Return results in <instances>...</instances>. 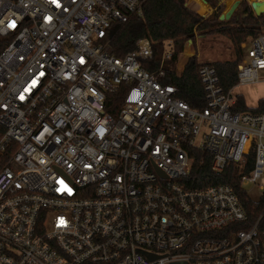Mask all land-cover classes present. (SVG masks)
<instances>
[{"label":"built area","instance_id":"built-area-1","mask_svg":"<svg viewBox=\"0 0 264 264\" xmlns=\"http://www.w3.org/2000/svg\"><path fill=\"white\" fill-rule=\"evenodd\" d=\"M144 2L0 0V264H264V214L250 222L228 184L186 181L202 152L262 200L264 114L234 111L210 64L193 107L143 66L147 37L116 56L115 27ZM250 41L237 86L264 70V31Z\"/></svg>","mask_w":264,"mask_h":264},{"label":"trees","instance_id":"trees-1","mask_svg":"<svg viewBox=\"0 0 264 264\" xmlns=\"http://www.w3.org/2000/svg\"><path fill=\"white\" fill-rule=\"evenodd\" d=\"M214 12L208 16L200 14L188 4V0H145L143 10L128 13L125 22L115 27L110 37V45L116 56L123 57L136 48L137 41L147 37L153 45V56L143 61V66L154 75L160 76L164 85L178 88V96L195 108H205L207 102L199 70L204 64L217 69L220 83L225 92L235 88L238 82V62L235 60H217L201 62L195 55L189 56L179 67L180 56L187 46H193L198 40L207 37L224 36L232 44L235 52L241 51L242 43L258 37L264 31V14H256L248 0L240 4L230 17L222 19L224 4L222 0H205ZM172 43V55L167 58L164 53ZM127 88L122 86L112 95L108 111L116 115L123 104ZM238 103L234 111H251L264 114V98L256 107H249L242 95H236ZM4 129L0 126V134ZM211 157L198 152L195 154L191 171L186 178L191 187H205L212 184H228L238 194L250 222H256L264 214V198L253 200L242 185L238 167L230 165L224 172L217 174L211 168Z\"/></svg>","mask_w":264,"mask_h":264},{"label":"rangeland","instance_id":"rangeland-1","mask_svg":"<svg viewBox=\"0 0 264 264\" xmlns=\"http://www.w3.org/2000/svg\"><path fill=\"white\" fill-rule=\"evenodd\" d=\"M203 1L205 2V0ZM235 1L237 0H222V3L224 4L222 15L228 12L232 3ZM248 1L251 3L252 0ZM205 3L208 7L206 12L201 11L197 0H188V4L191 5L194 10L198 11L204 16H208L214 12V9H212L210 4L207 2ZM251 47L252 43L250 40H248L247 50H245L246 54ZM193 55H195L196 58L201 62H213L226 59L235 60L238 62L241 58L240 52H235L231 42L224 36L207 37L203 40H198L194 46L189 44L185 52L180 56L179 67H182L186 59ZM258 77L260 79L259 82L254 84H242L235 87L233 90L234 95H242L245 98L246 104L253 108L257 106L258 101L261 98H264V70L258 71ZM245 189H247L249 195L253 199H259L261 192L257 186L250 184L245 186Z\"/></svg>","mask_w":264,"mask_h":264},{"label":"water","instance_id":"water-1","mask_svg":"<svg viewBox=\"0 0 264 264\" xmlns=\"http://www.w3.org/2000/svg\"><path fill=\"white\" fill-rule=\"evenodd\" d=\"M239 4H240V0L233 2L228 12L224 13V15L221 16V18L230 19V17L233 15ZM251 6L256 14L258 15L264 14V0H252Z\"/></svg>","mask_w":264,"mask_h":264},{"label":"bare ground","instance_id":"bare-ground-1","mask_svg":"<svg viewBox=\"0 0 264 264\" xmlns=\"http://www.w3.org/2000/svg\"><path fill=\"white\" fill-rule=\"evenodd\" d=\"M197 1H198V4H199L200 8H201V11L206 12L208 10V7H207L206 3L203 0H197ZM231 99L232 100H235L236 99V95H234L233 91H232V94H231Z\"/></svg>","mask_w":264,"mask_h":264}]
</instances>
